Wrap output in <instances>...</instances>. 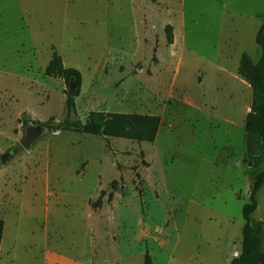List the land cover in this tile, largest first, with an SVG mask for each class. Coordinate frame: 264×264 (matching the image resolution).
Returning a JSON list of instances; mask_svg holds the SVG:
<instances>
[{
  "label": "rangeland",
  "instance_id": "rangeland-1",
  "mask_svg": "<svg viewBox=\"0 0 264 264\" xmlns=\"http://www.w3.org/2000/svg\"><path fill=\"white\" fill-rule=\"evenodd\" d=\"M263 23L264 0H0V264L225 256L264 167L246 153L238 75L242 56L259 60ZM53 53L81 75L78 118L159 116L154 141L52 133L68 89L44 75ZM30 124L47 132L24 150Z\"/></svg>",
  "mask_w": 264,
  "mask_h": 264
},
{
  "label": "trees",
  "instance_id": "trees-1",
  "mask_svg": "<svg viewBox=\"0 0 264 264\" xmlns=\"http://www.w3.org/2000/svg\"><path fill=\"white\" fill-rule=\"evenodd\" d=\"M168 42L171 41V28L165 26ZM255 43L260 49V57L256 64L242 56L238 67V75L243 77L251 89L250 110L244 120L246 134V153L253 159L260 161L264 156V23L260 26L255 36ZM44 75L59 77L68 85L69 82L81 85V75L73 68H65L60 57L53 53L44 69ZM66 113L61 122L55 124L57 131H74L98 137H115L129 139L136 142H153L161 124L159 116L110 113L93 111L85 118H78L74 99L67 98ZM18 152L17 148L13 149ZM264 182V167L257 173L249 186V202L241 209L244 221L241 230V250L238 257L233 258L229 264H264V222H252L251 216L256 209L255 195ZM115 183H112V186ZM111 197V195H110ZM100 204V200L96 202ZM4 223L0 219V242ZM143 264H152L148 253L143 256Z\"/></svg>",
  "mask_w": 264,
  "mask_h": 264
},
{
  "label": "crops",
  "instance_id": "crops-1",
  "mask_svg": "<svg viewBox=\"0 0 264 264\" xmlns=\"http://www.w3.org/2000/svg\"><path fill=\"white\" fill-rule=\"evenodd\" d=\"M249 110H250V108H249ZM248 112L245 113L244 120H245L246 114ZM243 129H244V122H243ZM249 186H248V189H249ZM237 198L240 199L239 197H237ZM255 200H256V209H255V211H254V213L252 215H255L256 213H258L260 211V208H263V215H261L260 217H257L256 220H255V222L262 223V222H264V182L261 185V187L259 188V190L257 191V193L255 195ZM248 202H249V198H248V200H247L246 203H248ZM240 203H241L242 207H243V205L246 204V203H243L242 204V201ZM251 219H252V216H251ZM243 224H244V221H243V219H241V221L239 222V230H240V232L242 230ZM1 240H2V238H1ZM241 240H242V236H241V238L238 237V239L236 240L237 244H235L234 241H233V239H232L231 240V243H232L231 244V247L232 248L230 247V249H229L230 251H228L225 256H221L219 261H217V260H213L212 261L211 260V263H208V264H215V263H217V264H229L230 261L233 258L238 257V255L240 254V250H241ZM1 243L2 242H0V246L2 247V244ZM1 247H0V252H1ZM199 253H200L199 251L196 252L197 255ZM189 258H191V257H189ZM200 264H206V263L200 260Z\"/></svg>",
  "mask_w": 264,
  "mask_h": 264
},
{
  "label": "water",
  "instance_id": "water-1",
  "mask_svg": "<svg viewBox=\"0 0 264 264\" xmlns=\"http://www.w3.org/2000/svg\"><path fill=\"white\" fill-rule=\"evenodd\" d=\"M77 84L74 82H69L68 83V89L66 92V97L67 98H76L77 97ZM47 126L41 125V124H30L25 127L24 133L22 138L19 141V145L24 149V150H29L31 146L34 144V142L42 137L44 134L47 132ZM52 133H55L56 130L52 129ZM10 156L9 153H5L0 155V164H4V159Z\"/></svg>",
  "mask_w": 264,
  "mask_h": 264
}]
</instances>
